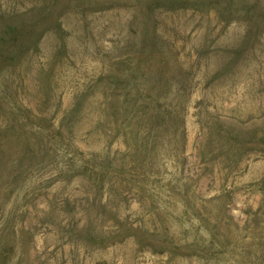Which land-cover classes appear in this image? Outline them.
Here are the masks:
<instances>
[{"label": "rangeland", "instance_id": "obj_1", "mask_svg": "<svg viewBox=\"0 0 264 264\" xmlns=\"http://www.w3.org/2000/svg\"><path fill=\"white\" fill-rule=\"evenodd\" d=\"M0 264H264V0H0Z\"/></svg>", "mask_w": 264, "mask_h": 264}]
</instances>
